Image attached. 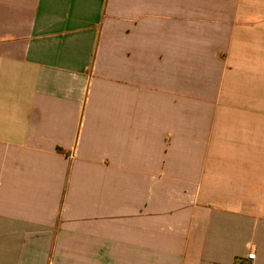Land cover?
<instances>
[{
  "label": "crops",
  "instance_id": "obj_1",
  "mask_svg": "<svg viewBox=\"0 0 264 264\" xmlns=\"http://www.w3.org/2000/svg\"><path fill=\"white\" fill-rule=\"evenodd\" d=\"M264 264V0H0V264Z\"/></svg>",
  "mask_w": 264,
  "mask_h": 264
},
{
  "label": "built area",
  "instance_id": "obj_2",
  "mask_svg": "<svg viewBox=\"0 0 264 264\" xmlns=\"http://www.w3.org/2000/svg\"><path fill=\"white\" fill-rule=\"evenodd\" d=\"M255 257H256L255 253L251 252L248 254L247 259L241 264H254Z\"/></svg>",
  "mask_w": 264,
  "mask_h": 264
}]
</instances>
